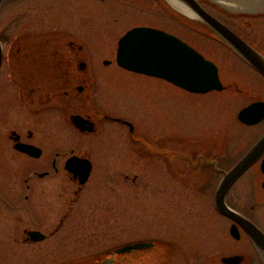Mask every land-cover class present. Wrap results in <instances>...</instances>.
Segmentation results:
<instances>
[{"label": "rangeland", "instance_id": "1", "mask_svg": "<svg viewBox=\"0 0 264 264\" xmlns=\"http://www.w3.org/2000/svg\"><path fill=\"white\" fill-rule=\"evenodd\" d=\"M200 2L264 55V7L244 8L245 0L241 5L238 0H225L223 5L211 0ZM21 24L26 38L17 43L22 45L27 69L14 70L25 84L26 102H18L12 76L8 83L0 76V149H5L1 136L7 128H44L50 132L46 144L54 143V138L56 143L65 144L70 135L68 143L74 151L83 152L85 137L61 115L57 103L58 91L66 87L54 89L52 84L58 76L50 62L59 55L64 64L68 61L75 69L78 58L85 61L83 74L77 72L70 80L84 76L88 86H94L96 103L111 109L116 104V113L134 122L144 144L166 136L165 145L173 152L172 158L186 165L185 176L179 172V178L164 170L162 160L156 156L152 166H146L144 159L132 152L131 146L137 143L121 125L120 180L116 178L114 157L110 160L112 168H95L75 204L73 230L67 236H52L49 241H58L53 249L37 250L44 255L57 251L64 258L88 261L101 256L107 247L140 238L156 240L157 246L147 252L135 251V257L161 258L163 239L174 243V255L185 253L190 258H209L249 246L242 237L235 239L228 234L227 219L214 208L218 173L210 165L194 173V168L182 161L184 153L178 154V147H183L191 158L200 151L216 159L219 166L229 168L264 132V119L254 125L237 119L240 108L264 98V78L258 72L203 23L175 9L167 0H9L0 15V28L16 29ZM135 24L164 29L188 42L217 65L220 79L228 88L190 93L162 78L119 67L115 63L117 40ZM71 36L80 50L69 49ZM6 43L5 49L10 42ZM33 53L35 57L26 56ZM105 59L110 63L104 64ZM69 101L74 107L80 104L76 98ZM107 144L113 147L115 141ZM17 171L16 167H0V177L21 176ZM248 203L241 199L236 206L244 208ZM254 211L264 227L263 198ZM242 252H247L248 259L240 264H262L252 247ZM45 262L35 260L30 264Z\"/></svg>", "mask_w": 264, "mask_h": 264}, {"label": "flooded vegetation", "instance_id": "2", "mask_svg": "<svg viewBox=\"0 0 264 264\" xmlns=\"http://www.w3.org/2000/svg\"><path fill=\"white\" fill-rule=\"evenodd\" d=\"M8 2L9 0L2 1L0 15L3 7ZM24 30L25 28L22 24L16 29L13 27L8 28V26L5 30L4 28H0L2 49L0 76L5 78L7 83L12 76V83L18 88V102L22 105L26 102L24 98L25 84L23 81L18 80L19 76H17L14 68L17 70L20 68L22 71L27 69L23 62L22 45L17 43L26 38ZM6 42L10 43L8 44V48L5 49ZM67 45L69 49L75 51L81 49V46L74 44L72 36L68 37ZM26 56L35 57V53ZM57 56L59 58V55H54V57ZM78 59L80 60H78L76 69L71 67L68 61H65V64H62L63 69H61L58 80L52 84L54 89L66 87L57 93V98H60V100H57V103L60 105L59 110L62 111L61 115L64 118L70 122V114L78 113L94 123L93 131H81L70 122L85 137L82 145L84 146L82 147L83 152L74 151L73 145L68 143L70 135L67 137L65 144L56 143L57 140L55 138L52 140L54 143L50 145L46 144L45 138L50 132L45 131L44 128H35V130L7 128L8 130L6 129L3 136H1L6 145L3 146L5 147L4 150L0 149V167L6 169L16 167L18 168V174L22 175L0 177V264H30L35 260L37 262L45 260L44 264H94L101 258L97 256L92 261H86L83 258L76 259L71 256L64 258L63 254H59L57 251L44 255L41 250L37 249H53L56 247L54 246L55 242L57 244L58 241H49L53 238L52 236L56 234H65L67 236L73 230L75 204L95 168H112L110 160L114 157L116 160L114 162L116 178L120 180L122 169L119 167L121 160V125L127 127L130 136L137 143L135 146H131L134 148L132 152L138 157L143 158L146 166H152V160L156 156L162 160L163 169L168 173L172 175L177 174V178L186 174V165L179 161L176 162L170 152L165 153L166 149L169 150L167 145H165L167 141L166 136L157 140L150 139V141L148 140L144 144V137L137 133L134 122L116 113L118 111L116 104H113L114 108L111 109L96 103L94 86H88L84 76L80 77V80H70L77 72H82L81 74H83L82 70L86 68V65L83 69L79 68V63L83 60L81 58ZM59 60L61 61V58ZM74 98L80 101V104L75 107L71 106V102L69 101ZM261 100H264V98H261ZM50 102H53V100H50ZM121 119L130 121L133 130L131 131L130 126ZM259 136L251 142L248 148ZM109 140L110 142L112 140L115 141L113 147L107 144ZM18 142L35 145L39 150L37 155L33 156L16 148L14 145ZM182 148L180 147L179 149L178 147V153H185L184 148ZM74 155L87 159L90 162V172L83 184H80L78 178L66 167V161ZM263 157L264 154L231 185L226 195V204L254 223L264 233V227L258 221L254 211L256 204L259 203V199H264V171L261 168ZM182 161L190 164L185 159H182ZM214 168L219 175L216 180L217 184L223 171L227 169L219 166V164ZM6 172V174H9L8 170ZM133 179L135 180L136 177ZM240 181L241 184H239ZM241 199L249 201L244 208L236 206L237 202ZM221 216L227 219V232L231 235L229 229L235 221L229 217ZM237 227L240 237H242L241 240L249 242V246L236 249L234 252H223L209 258H200L199 256L190 258L185 253L182 256H176L172 253L174 243H171L168 239H163L162 251L164 255L161 258L131 257L120 262H116L115 260L111 264H226L222 263L220 259L223 256L234 254L242 255V261L240 262L242 263L248 259L247 252L242 251L252 247L256 254L257 252L245 230L239 224H237ZM30 231H38L42 237L38 240H33L28 233ZM65 244L63 243L62 245ZM113 247L105 248L104 256ZM27 248L31 250L27 251ZM32 249H36V251L34 252Z\"/></svg>", "mask_w": 264, "mask_h": 264}, {"label": "water", "instance_id": "3", "mask_svg": "<svg viewBox=\"0 0 264 264\" xmlns=\"http://www.w3.org/2000/svg\"><path fill=\"white\" fill-rule=\"evenodd\" d=\"M172 1L189 12L177 8L172 4ZM211 1L216 4H225V0ZM241 1L244 2V0H238L240 5L242 4ZM1 2L2 0H0V4ZM168 2L180 12L199 20L209 27L218 40L226 44L244 62L264 76V55L227 24L205 9L200 0H168ZM245 2L247 3L242 4L244 8L254 5L264 7V0H245ZM232 5L234 6V4ZM1 56L2 49L0 44V64ZM115 60L120 67L126 70L163 78L189 92L206 93L223 88L218 74V68L211 60L205 58L194 47L190 46L178 36L159 28L141 25L127 30L118 39ZM108 62L107 60L105 61V63ZM84 66L85 62L82 61L79 63V68L83 69ZM237 118L247 125L260 122L264 119V101H253L242 107L237 113ZM69 119L81 131L94 130V123L81 114L72 113ZM121 120L130 126L131 131L133 130L130 122ZM14 146L33 156L37 155L39 151L35 145L23 142H18ZM165 153L167 152L165 151ZM263 153L264 133L231 168L224 171L215 189L214 206L219 213L234 219L241 225L253 242L264 264V233L254 223L226 204V195L231 185ZM208 162H211V160H208ZM66 167L78 178L80 184L85 183L91 168L89 160L76 155L71 156L66 161ZM261 168L264 171V158L262 159ZM230 232L235 238L239 237V230L236 223L231 225ZM28 233L33 240H38L42 237L38 231H30ZM156 246L157 241L153 239H140L122 243L109 249L108 254L105 256L104 252L101 256L97 255L101 258L94 264H111L115 260L116 262L124 261L128 255L135 257L136 255L133 253L135 251H137L135 252L136 254L147 252ZM241 259V255H228L222 257L221 261L228 264H238Z\"/></svg>", "mask_w": 264, "mask_h": 264}, {"label": "trees", "instance_id": "4", "mask_svg": "<svg viewBox=\"0 0 264 264\" xmlns=\"http://www.w3.org/2000/svg\"><path fill=\"white\" fill-rule=\"evenodd\" d=\"M56 59V60H55ZM50 62L51 70L54 71L57 76L60 75L61 69H63L62 64H64L62 61L59 60V58H55ZM19 68V67H18ZM20 69V68H19Z\"/></svg>", "mask_w": 264, "mask_h": 264}, {"label": "bare ground", "instance_id": "5", "mask_svg": "<svg viewBox=\"0 0 264 264\" xmlns=\"http://www.w3.org/2000/svg\"><path fill=\"white\" fill-rule=\"evenodd\" d=\"M172 4H173L174 6H176L177 8H180V9H182V10H185V12H189L188 10L183 9L181 6H179V4L175 3L174 1H172Z\"/></svg>", "mask_w": 264, "mask_h": 264}]
</instances>
